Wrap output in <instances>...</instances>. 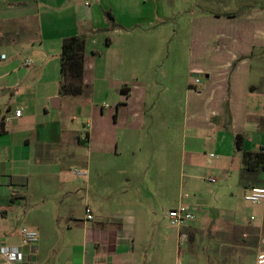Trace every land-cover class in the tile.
Listing matches in <instances>:
<instances>
[{
  "label": "crops",
  "instance_id": "crops-1",
  "mask_svg": "<svg viewBox=\"0 0 264 264\" xmlns=\"http://www.w3.org/2000/svg\"><path fill=\"white\" fill-rule=\"evenodd\" d=\"M163 1L0 0V227L15 226L13 218L20 206L26 205L31 177L51 206L46 217L31 224L38 240L23 248L24 264H222L211 253L191 256V240L199 237L201 242L204 232H214L221 238V248L231 251L225 260L236 262L249 249L253 250L251 259L237 264H256L264 253V204L258 215L244 213L232 204L237 189H243L245 195L253 187L264 188V174H252L250 186L243 187L241 155L236 148V136L243 135L247 151L264 149V9L246 16L193 19L189 35L195 47L185 55V64L180 67L172 56L164 58L160 52L153 62L162 64L153 74L163 89L161 100L171 106L173 114L168 116L172 129L167 137L177 135L182 141L187 176L182 189L193 192L191 186L203 185V180L212 179L210 174H217L226 183L214 191L230 209L212 214L209 210L174 234L161 230L159 208L170 205L168 211L178 209V197L155 201L147 194V199L138 197L130 204L133 208L126 210L103 196L98 215L87 207L92 220L86 214L75 217L71 213H63L61 220L55 209L57 195L52 191L56 192L58 160L71 163L76 154L69 152L68 146L89 149L93 139L91 130L87 138L74 131V115L67 114L92 83L109 81L108 68L101 60L103 50L99 49L112 44L105 13L111 12L119 26L115 35L132 32L148 38L154 35L149 28H158L163 35L170 19ZM74 37L86 41L83 91L61 95L62 47ZM148 51H131L128 56L126 47L122 50L118 65L116 62L114 90L125 101L117 105V111L131 106L140 73L132 77L135 81L125 75L130 76L127 73L139 58L148 60ZM17 111H21L20 117ZM205 150L215 153L204 160ZM168 185L167 181L165 197ZM202 222L207 224L200 225ZM182 239L188 250H181ZM4 241L20 246V233ZM154 245L150 260L146 253Z\"/></svg>",
  "mask_w": 264,
  "mask_h": 264
},
{
  "label": "rangeland",
  "instance_id": "rangeland-1",
  "mask_svg": "<svg viewBox=\"0 0 264 264\" xmlns=\"http://www.w3.org/2000/svg\"><path fill=\"white\" fill-rule=\"evenodd\" d=\"M163 3L164 11L170 18L168 31L163 35L158 28H149V32H154V35H148V38H144L147 35L141 36L132 32L115 35L113 32L115 29L110 27L108 38L112 42L111 46L99 47L103 50L101 60L108 68L109 81L92 83L83 98L75 101L73 112L69 111L67 114L68 117L70 114L74 115L72 124L74 131L79 132L81 137L87 138L88 130H91L93 139L89 149L76 144L68 146L69 152L73 151L76 154L71 163L58 160L56 192L52 191V195H57L55 209L59 210L61 220L64 217L63 213L83 217L86 209L89 208L98 215L99 205L103 204L105 199L103 196H108L109 202L116 203L126 210L133 208L130 204L138 197L140 200L147 199V194L153 195L155 201L180 198L181 206L199 207L207 211L206 213L210 210V214L214 210L221 212L230 209L229 204H225L221 198H218L214 191L226 183L217 174H210L216 183H212V179L208 182L203 180V185L198 183L191 186L193 192H189L186 187L182 189L187 180L182 141L177 135L167 137L168 131L172 129L168 117L171 114V106L162 102L163 89L160 82L156 83L157 75L153 74L159 71L162 64L160 62L155 65L153 62L156 59L155 55L160 52L164 58L170 55L179 62L180 67L183 66L186 60L185 55L195 47L189 35L190 21L206 15L246 16L253 11L263 10L264 0H164ZM125 47L128 56L131 51L147 52V50L151 55L148 56L147 61L144 57L139 58L137 66L127 73L130 76L125 75L126 78L131 79L130 81H135L132 77L140 73L139 82L136 84L137 91L131 106L119 107L117 111V105L125 99L120 92L116 93L114 90V84L118 79L116 78L118 74L115 72L116 62ZM148 85L153 88H148ZM116 113H118L117 121H115ZM136 115L137 118L133 121ZM170 140H174L171 145ZM205 153L202 157L207 160L209 154L215 152L205 150ZM88 158H90L89 165ZM210 162L215 163L216 160L211 159ZM80 172L87 174L79 175ZM205 177H208L207 174ZM165 178L169 184L167 187L170 188L167 197H165V183H167V181L164 183ZM245 179L246 185L250 186L252 175H246ZM30 180H32L31 190L26 205H21L17 210L13 218L15 226L0 227L1 240L14 237L23 229H31V224L46 217V210L51 207L48 201L42 199V193L36 189L40 184L37 185L32 177ZM228 196L232 198L230 193ZM232 200L235 209L244 213L258 215L260 212V206H253L245 201L243 189H237ZM170 207L172 206L160 205L159 208L161 230H164L166 234H174L178 230L167 218ZM202 217V213L197 214L194 222ZM2 219L0 210V222ZM206 224L207 222H202L200 225ZM200 235L201 242H198L199 237L191 240L192 257L197 252H202L204 255L211 253L222 264H237L242 260L248 261L253 255V250L247 249L240 260L236 262H231L230 259L225 260L226 256H230L231 251L221 248V238L217 239L214 232H204ZM244 240L247 239L244 238ZM180 246L182 251L188 250V244L184 239ZM155 247L154 245L146 253L150 260ZM172 258L175 259V257ZM180 259L184 261V258Z\"/></svg>",
  "mask_w": 264,
  "mask_h": 264
},
{
  "label": "trees",
  "instance_id": "trees-1",
  "mask_svg": "<svg viewBox=\"0 0 264 264\" xmlns=\"http://www.w3.org/2000/svg\"><path fill=\"white\" fill-rule=\"evenodd\" d=\"M105 16L112 29L119 28L111 12ZM86 41L84 38L74 37L64 41L61 53V95H79L83 91L84 56ZM236 148L241 155L242 183L246 189V175L264 174V149L258 152L245 149V136H236Z\"/></svg>",
  "mask_w": 264,
  "mask_h": 264
},
{
  "label": "built area",
  "instance_id": "built-area-1",
  "mask_svg": "<svg viewBox=\"0 0 264 264\" xmlns=\"http://www.w3.org/2000/svg\"><path fill=\"white\" fill-rule=\"evenodd\" d=\"M4 58V56H3ZM196 84H199V80H196ZM16 116H21V111L16 112ZM86 172H80L79 175L85 176ZM212 183L215 182L214 179L211 180ZM246 202L253 206H260L264 204V188L263 187H253L247 191L244 195ZM202 208H188L179 207L168 212L167 216L170 224L177 228H186L190 223L194 222L197 214L206 213ZM86 215L88 220L93 219V214L90 209L86 210ZM38 240V233L31 229H23L20 232V246H13L5 243L4 240L0 239V264H24L25 254L23 248L33 246ZM177 264H182L178 262ZM256 264H264V253L260 254L256 260Z\"/></svg>",
  "mask_w": 264,
  "mask_h": 264
}]
</instances>
